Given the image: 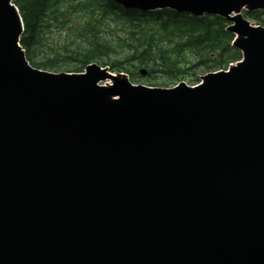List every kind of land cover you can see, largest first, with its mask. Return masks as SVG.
I'll return each mask as SVG.
<instances>
[{
    "label": "water",
    "instance_id": "water-1",
    "mask_svg": "<svg viewBox=\"0 0 264 264\" xmlns=\"http://www.w3.org/2000/svg\"><path fill=\"white\" fill-rule=\"evenodd\" d=\"M113 1L222 17L243 62L173 88L42 71L0 0V264H264V0Z\"/></svg>",
    "mask_w": 264,
    "mask_h": 264
},
{
    "label": "trees",
    "instance_id": "trees-1",
    "mask_svg": "<svg viewBox=\"0 0 264 264\" xmlns=\"http://www.w3.org/2000/svg\"><path fill=\"white\" fill-rule=\"evenodd\" d=\"M24 22L21 45L29 63L52 73H82L91 64L129 75L133 83L169 88L227 70L243 58L228 21L170 10L143 13L113 0H14ZM264 27V12H245ZM58 32L59 39L48 35ZM147 72L146 76L141 71ZM155 76V79L152 77ZM138 83V82H137Z\"/></svg>",
    "mask_w": 264,
    "mask_h": 264
},
{
    "label": "rangeland",
    "instance_id": "rangeland-1",
    "mask_svg": "<svg viewBox=\"0 0 264 264\" xmlns=\"http://www.w3.org/2000/svg\"><path fill=\"white\" fill-rule=\"evenodd\" d=\"M251 23H253V22L251 21ZM253 24H254V23H253ZM48 37H49L51 40H53V41L58 40V39H59V33L53 31V32H51V33L48 35ZM202 77H203L202 75L197 77V80H198L199 83L201 82V78H202ZM144 79H146V77H142V80L137 81L138 83L135 82L134 84H135V85H143V86H147V87H156V85H155L154 82H146ZM152 79H155V76L152 77ZM132 82H133V81H132ZM184 82H185L187 85H189V86H194V85H190V83H189V79H186ZM171 87H173V86H170L169 88H171ZM157 88H158V87H157Z\"/></svg>",
    "mask_w": 264,
    "mask_h": 264
}]
</instances>
